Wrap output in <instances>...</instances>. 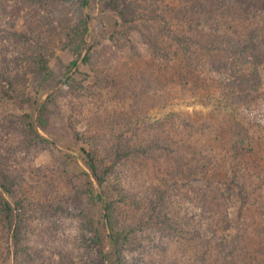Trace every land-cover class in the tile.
Here are the masks:
<instances>
[{
  "label": "trees",
  "instance_id": "1",
  "mask_svg": "<svg viewBox=\"0 0 264 264\" xmlns=\"http://www.w3.org/2000/svg\"><path fill=\"white\" fill-rule=\"evenodd\" d=\"M102 5L120 17L119 28L110 36L111 45L93 39L87 10L90 0H0V48L3 52L10 49L16 55L15 64L25 63L45 81L52 75L49 59L54 50L70 52L74 59L58 82L65 85L79 72L80 63L95 64L93 57L99 52L111 48L124 52L128 57L124 65L131 69L133 80L127 81L132 84L133 104L128 103L120 127L114 125L120 128L115 134L116 154H123H117L113 167L119 161L129 162L132 156H154L156 151L166 156L170 169L166 174L173 186L187 185L211 198L203 201L211 238L201 243L200 264H264V0H102ZM20 19L23 29L17 30ZM44 21L47 28L39 31ZM9 70L3 56L0 83L11 87ZM167 86L183 88L184 93L173 96L192 93L212 105L211 110L169 112L149 122L147 98ZM39 103L31 109L29 126L36 139L46 141L36 129L37 125L44 129L46 103L38 107ZM150 130L154 139L147 136L132 143L131 136ZM79 151L90 171L84 173L87 190L97 189L102 200L109 195L108 178L115 170L99 168L92 149L81 147ZM163 169L157 167V172ZM163 182L157 201L149 207V203L137 205L138 210L144 208L139 220L142 228L177 229L163 205L172 186L165 185L166 178ZM11 193L13 180L0 169V221L6 233L17 224L11 236L17 243L20 205L11 203ZM113 203H107L108 210ZM101 219L102 228L93 239L101 264H126V245L136 226L117 230L109 225V213ZM241 221L247 222L245 227ZM230 230L234 234H227ZM210 253L216 257L211 261L206 258ZM10 254L7 248L2 264Z\"/></svg>",
  "mask_w": 264,
  "mask_h": 264
},
{
  "label": "rangeland",
  "instance_id": "2",
  "mask_svg": "<svg viewBox=\"0 0 264 264\" xmlns=\"http://www.w3.org/2000/svg\"><path fill=\"white\" fill-rule=\"evenodd\" d=\"M87 10L92 17L93 39L101 45H111L110 36L119 28L118 13L105 8L102 0H90ZM16 23L17 30H22L23 20ZM45 23L39 31L46 30ZM135 35L139 39L137 32ZM54 51L49 59L52 75L45 81L25 63L15 64L12 59L16 55L10 49L3 52L0 48V61L5 56L12 81L11 87L7 82L0 83V169L13 180L9 198L14 205L19 202L17 212L21 216L17 243L11 238L17 224L6 233L0 221V264L7 248L11 254L6 264H101L93 239L102 228V215L106 217L108 213L109 225L117 230L136 226L126 245V264H200L198 255L204 252L201 243L211 238L203 214L206 196L187 185L173 186L170 174H166L170 171L167 157L159 156L158 151L154 156H132L129 162L119 161L113 167L117 156L123 154H116L115 134L120 128L114 125L120 127L125 110L129 111L128 103L133 104L132 84L127 83L131 69L124 65L126 54L116 48L99 52L93 57L95 64L80 63L79 72L65 85L58 82L66 75L74 55ZM261 69L264 78V63ZM178 91L185 92L178 86H167L164 92L160 90L152 99L147 98L149 122L163 119L169 112L195 114L211 110L212 105L192 93L173 96ZM38 101L46 103L44 129L36 126L46 141L36 139L29 126L31 109ZM151 131L131 136L132 143L147 136L154 139ZM81 147L92 149L99 168L115 170L108 178L109 195L102 200L97 189L93 193L87 190L84 173L90 171L80 154ZM157 167L166 169L157 172ZM163 178L165 185L172 186L163 205L171 221H176L177 229L142 228L139 220L144 208L138 210L137 205L149 203V207L159 199ZM108 202H114L113 209L108 210ZM240 223L245 227L247 222ZM109 225L105 219L108 232ZM206 258L211 261L216 257L210 253Z\"/></svg>",
  "mask_w": 264,
  "mask_h": 264
}]
</instances>
